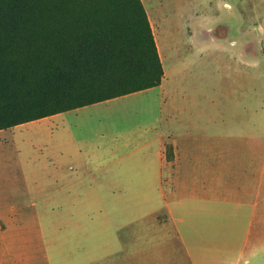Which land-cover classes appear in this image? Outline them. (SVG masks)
<instances>
[{
  "label": "rangeland",
  "instance_id": "rangeland-1",
  "mask_svg": "<svg viewBox=\"0 0 264 264\" xmlns=\"http://www.w3.org/2000/svg\"><path fill=\"white\" fill-rule=\"evenodd\" d=\"M146 3L164 4L168 15L165 33L156 32L168 71L164 85L0 131V197L8 200H0V207L35 203L51 257L61 264L54 241H98L101 236L93 231L115 225L111 210L119 204L110 194L158 200L160 193H175L174 184L157 181L155 141L160 134L175 135L189 146L192 159H181L183 178L203 176L202 168L190 163L211 157L213 176L229 182V201L214 203L215 226L207 242L200 239L198 264H264V0ZM14 163L21 168V182L13 191L4 178L10 177L8 167ZM73 168L78 175L69 182L64 174ZM169 171L162 170L166 179ZM254 182L260 194L245 204L249 200L242 191ZM21 193V202L14 201ZM133 215L140 216L132 225L134 233L118 234L121 242L172 244L163 249L164 260L155 261L152 251L135 248L121 254L117 264L188 260L175 232L178 222L165 228V208L137 206Z\"/></svg>",
  "mask_w": 264,
  "mask_h": 264
},
{
  "label": "trees",
  "instance_id": "trees-1",
  "mask_svg": "<svg viewBox=\"0 0 264 264\" xmlns=\"http://www.w3.org/2000/svg\"><path fill=\"white\" fill-rule=\"evenodd\" d=\"M163 78L141 0H0V131L145 92Z\"/></svg>",
  "mask_w": 264,
  "mask_h": 264
},
{
  "label": "crops",
  "instance_id": "crops-1",
  "mask_svg": "<svg viewBox=\"0 0 264 264\" xmlns=\"http://www.w3.org/2000/svg\"><path fill=\"white\" fill-rule=\"evenodd\" d=\"M141 1L151 24L164 68V78L159 86L162 87L167 80L168 71H166L163 63L162 52L156 32L158 31L159 34L165 33L164 24L168 22V15L164 11V4H158L157 6L150 5L148 7L146 3L148 0ZM155 141L158 143L160 169L157 181L159 184L160 182L161 184H167L168 181L170 184H174L175 193L169 197L164 193H160L158 200H152L150 198L145 199L142 195L127 194L115 196V194H110L109 196H111V199L119 204L116 210H111L115 225H105L98 228L97 231H93L94 234L101 236V240L98 241L85 243L79 240L76 243L73 242L74 244H69L65 241L62 243L57 240L54 241L55 247H57L60 252L61 264H117L121 254L128 255V253H126L127 249L135 248L144 249L146 252L148 250H150V252L152 251L154 255L151 256L155 261L164 260L165 255L163 249L170 246L172 244L171 242L155 240L152 243L138 244L137 242H121L119 240L118 234H125L129 237L134 233L132 225L135 218H140V216L133 215V208L149 204L151 207H163L166 209L168 214V222L165 225L166 229L169 227L167 225L169 222H178V225L175 226V232L179 235L178 242L180 246L184 248L188 260L183 262L181 257H177V263L198 264L200 239L207 242L208 234L215 226L213 212L214 203H216V201L222 203L229 201V182L225 178L216 179L213 176L214 163L211 157L209 160L203 159L190 163V165L196 169H198V167L202 168L203 176L183 178L179 168L182 165L181 159H184L183 155H185L187 160H192L189 155L190 152L187 154L186 151L189 149V146L181 145L175 135L164 136L160 134L155 137ZM169 148H172L170 158L168 157ZM163 169L171 170V172L169 171V179L165 177L167 174L164 176V173H162ZM3 170L5 171V169L2 168V171ZM8 171L10 172V177L4 178V184H7L6 187H9L13 191L17 190L16 187L21 182V168H17L16 163H14L13 167H8ZM12 171L14 172L12 173ZM73 174L78 175L76 168L72 170L69 169L67 175L64 174V176H69L70 182V176ZM83 174L82 171L79 173L81 176L80 179L78 177V181H82L81 177H83ZM251 185L254 187L250 186L242 191L244 198L249 200L244 203L249 205L252 202V197L255 198L260 194V187L257 186L259 184L254 182L251 183ZM70 186L71 183H69L66 189L70 190ZM1 187L2 186H0V190ZM68 197L71 198L70 192L68 193ZM21 199L22 193L18 198L17 196L13 198L14 201L18 200V202H21ZM0 200L8 202L7 198L0 197ZM123 201L130 202V205H123V203H121ZM173 202L174 204H172ZM36 207L37 205L33 203L31 207L24 208L21 203L17 202L5 203L0 207V264H55L50 254L49 242L46 239L44 228L40 223V213ZM68 215L70 214L66 212V216ZM125 215H128L127 221L122 224L120 219ZM108 234H110V236H108ZM168 237L170 239L172 238L170 231L167 235V238ZM244 248L246 249L247 246L245 245ZM130 254L134 253L130 252ZM202 260L203 257H201V261ZM226 261L228 262L229 260ZM245 263L250 264V260H247ZM220 264H225V261H220Z\"/></svg>",
  "mask_w": 264,
  "mask_h": 264
}]
</instances>
